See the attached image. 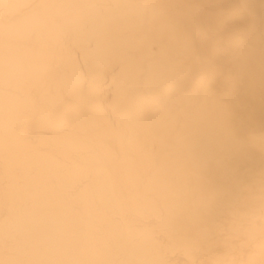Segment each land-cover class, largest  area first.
<instances>
[{
  "label": "snow or ice",
  "instance_id": "snow-or-ice-1",
  "mask_svg": "<svg viewBox=\"0 0 264 264\" xmlns=\"http://www.w3.org/2000/svg\"><path fill=\"white\" fill-rule=\"evenodd\" d=\"M259 9L0 0V264H264Z\"/></svg>",
  "mask_w": 264,
  "mask_h": 264
},
{
  "label": "bare ground",
  "instance_id": "bare-ground-1",
  "mask_svg": "<svg viewBox=\"0 0 264 264\" xmlns=\"http://www.w3.org/2000/svg\"><path fill=\"white\" fill-rule=\"evenodd\" d=\"M201 2H209V0H201ZM212 2H218V3H239L240 0H212ZM249 2L254 3L257 5V23H259L260 18V9H259V3L260 0H249ZM259 123V120H257V124Z\"/></svg>",
  "mask_w": 264,
  "mask_h": 264
}]
</instances>
